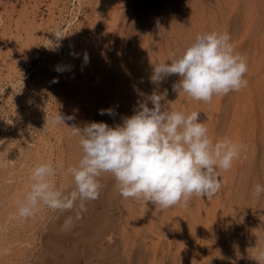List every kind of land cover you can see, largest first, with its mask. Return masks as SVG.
<instances>
[{"label": "rangeland", "instance_id": "rangeland-1", "mask_svg": "<svg viewBox=\"0 0 264 264\" xmlns=\"http://www.w3.org/2000/svg\"><path fill=\"white\" fill-rule=\"evenodd\" d=\"M67 1H69V3ZM70 1L71 2L73 1V2L71 3ZM94 1L93 0H78V1L76 0H0V10H1L0 11V161L2 160L0 164V175L4 174L7 171V177L9 176L11 178V179L8 178L6 180L0 178V184H2L4 181L7 183L13 181V182H17V184L19 183V187H20L18 190H16L17 189L16 188L15 189L16 191L14 190L13 192L12 187L10 185L11 183L10 184L8 183L11 187L10 189H9V185L6 186L5 182H4L5 185L4 184L0 185L1 187L0 199L2 198V200L0 201V204H1L0 210H2L0 211V213L2 214L0 216V219L1 217L3 219V220H0V223H1L0 226L2 227V228L0 227V235H1L0 236V243H1L0 245V264H91V263L96 264L97 262L95 258L99 253L102 254L101 264H105L106 262H107L106 264H111V263L112 264H130L131 261L135 259V256H136L135 260H137V258L140 260L143 257V259L140 261L143 264H145L147 261H149L150 264H156V263L157 264H218L219 262H220L219 264L221 263L223 264V261L226 262V264L227 263L228 264H241V263L244 264V262L245 264H248V263L251 264V262L253 264H256V261L253 258L259 254L258 252H260V250H264V246H263L264 245V230H263L264 229V219H263L264 212H262L264 211L263 209L264 193H262L259 197H257L254 194V188L257 184L264 186V169H263L264 167V161H263L264 160V134L263 133L264 132L262 133V131H264L262 130V127H264V120H263L264 114L263 115L261 114L264 112L263 111L264 110V103H263L264 101L263 92L264 91L262 90L264 89L263 88L264 87L263 85L264 84V61H262V59L264 60V46H263L264 45V31H263L264 23H262L264 22V17H263L264 0H259V3H258V0H255V3L249 0L250 4H248L247 0H234V2L232 0H226L227 3H230V4L223 3L224 0H215L218 2H214L212 0V4L214 5H211V0L210 1L208 0V2L207 0H198V1L197 0L195 1L194 0L192 1L181 0L183 1L182 3L179 0L180 1L179 3H181L184 8L186 7L185 10L181 6V4L178 3V0L177 1L173 0L174 2L172 0L170 1L163 0V2L165 3V5L164 3L162 4L165 7V10H163V12H165L167 8L168 10L172 11V12L169 11L171 12L170 14H173V12L175 14L176 12L175 9L178 5L179 7L181 6L183 8L182 9V8L177 7L180 10L182 9L181 10L182 12L184 11L186 13V11H188L186 13L187 15L189 13L188 9L190 7L191 2H195V6H197V8L195 7L196 15L194 16V19H193V22H194L193 25L192 23H189L190 21L188 22L187 20L188 17H186L185 13H182L180 12L179 9H177L178 11L177 13L179 14V17L181 16L180 17L181 20L183 19L182 21H183L185 29L188 30L189 28L192 27L190 29L191 30L190 32L189 30L187 32V30L185 29L183 31L184 33L181 31L182 33L180 32L181 35H179V37H178V33L176 34L172 32L171 29L169 28L171 27L169 26V21H166V23L168 22L167 23L168 25L165 23L161 27L162 29L157 30V28H154L155 25H152L153 22H151V19L149 21V19L147 18L148 16L149 18H151L150 17L151 15H149V13L151 14V12L148 13V11L149 10L152 11L154 7H158L159 6L158 2L155 4L154 1L149 2L148 0H125V1L121 0L124 2L115 3L114 5H111L109 0L108 1L106 0V3H105V0L103 1L96 0V2ZM144 1L145 3L148 2L147 6H144L145 5ZM97 2L101 4L103 3L105 5L108 4V7H106L107 5L106 6L96 5ZM117 2H119V0H117ZM246 3L249 6H251V8ZM118 4H120L121 6L120 8ZM198 4H200V6ZM204 4L205 5L210 4L211 6L207 5L205 7ZM141 5H143L144 7ZM172 5H174L175 7ZM243 5H245V7L248 8L249 10L246 9L245 7L243 8ZM78 6L80 7L78 8ZM140 6L142 9L140 8ZM148 6L149 7L152 6V9L149 8ZM171 6L173 7V9ZM94 7H95V10L101 9L102 11L98 10L101 13H99L98 11H94V10L92 11ZM105 7L106 9L103 10V8ZM117 7L118 9H116ZM202 7L203 8L205 7L204 8L205 10L204 9L200 10V8ZM221 7L223 8V11ZM252 7L256 13L252 10ZM88 8L91 10V12L89 11ZM139 8L140 10H142L141 12L142 14L145 13L143 11H145L146 9L147 13L145 14H147L146 15L147 17L145 18V15H144V18L146 19V21L144 18L143 20L145 22H142L140 20L141 23L143 24L137 27V31L135 30V28H133V30H135L138 33L139 31L141 32L143 28H145L144 32H147V33H144L142 31L141 33L139 32V34L142 35L144 33L143 35L147 36L148 40L146 39V37H144L145 39H142L143 35L141 38V35L138 36L139 34L135 33V31H131L132 28L130 29L131 25H134L136 22L135 21L136 10L140 12ZM211 9L212 11L217 12V13H213L212 11H209ZM110 10L112 11V13L114 12L113 18H112ZM104 11L106 12L110 11V12L108 13L105 12L106 14L103 15ZM203 11L205 15L202 13ZM220 11H222V14L220 13ZM244 12H248V13H244ZM94 13H97V14L94 15ZM206 13L210 15L208 14L206 15ZM22 14H25L27 18L23 15L25 17V18L23 17L24 18L23 19L21 16ZM101 14L104 16L102 17V19L100 16ZM249 14L253 16L250 17ZM203 15H204V18L206 16L207 19H203ZM246 15L249 16L250 18L246 17ZM210 16L211 18L215 17L213 21L212 19L210 20L209 18ZM18 17H20V19ZM95 17L98 20L95 19ZM244 17L247 18V21H245L246 18L244 19ZM21 19L23 22L21 21ZM25 19L34 20L30 22L35 23V27L34 26L29 27L30 23L28 20H27L28 21L27 23ZM91 19L93 20L90 21ZM199 19L200 20L202 19V20L200 21ZM198 20H199V24H197ZM203 20L206 22H204ZM259 20H261L262 22ZM24 22H26L27 24ZM97 22L99 23L100 27L97 26L98 25ZM209 22L211 23L209 24ZM214 22L215 24H213ZM36 23L37 25L41 26V28L39 26L40 28L39 30L42 29L41 31H44V32L40 33L39 30L36 31V29H38V26L36 28ZM90 23L92 24V27H93V28L91 27V30H90L91 36L96 33L95 36L98 35L100 38H97L98 37L97 36L95 37V39L97 38L95 40L93 39L94 35L92 36V39L94 41L92 40L91 44L97 43L98 46L95 48V51L91 53L92 57L88 58L87 62H84V64H87L88 66H90L89 68L86 66H81V64L80 65L78 64L80 63L81 57L83 56V53L85 51V49H83L85 46L83 44L85 43L83 42L80 43V39L77 37L78 38L77 40L76 35L74 33H75V30H77V28L80 25L82 26L84 25L83 27H85V24H86V26L89 25V28H90V25H91ZM107 23L110 24V26H108ZM16 24L19 27L23 26V28L25 24V28H27L29 31H32L34 33V34L33 33L31 34L32 38L33 36L36 38V39H33L35 40V42L33 41L35 44L32 43L33 46L32 44L31 46L29 45L30 44L29 41H28L29 44H27L28 43L26 42L27 38L25 40V36L30 35L29 32H26L28 30L27 29L25 30L24 28L26 34L23 32L24 31L23 29L17 30L19 29V27L15 28ZM212 24L216 26L217 28L212 26L213 28H215L213 30L211 27ZM253 24H255V26ZM146 25H149L150 27ZM190 25L191 27H189ZM198 25L199 26L201 25V26L199 27ZM95 26H97V28ZM186 26L189 28H187ZM244 26H246L245 27L246 32L244 31ZM105 27H107L108 30H105ZM165 27L168 29L164 30ZM201 27L202 29L204 27L205 30H202ZM210 27H211L210 29L211 31L207 29ZM30 28H33L34 30ZM57 28L61 30L62 35H65L63 38L59 40H57L55 36L53 35V33L57 30ZM152 28H154L155 30L159 32L156 33L154 29L152 30ZM198 28L200 29L201 32L196 30ZM247 28L249 29L248 31H247ZM92 29H94L95 32L92 31ZM95 29H97L98 31ZM128 29L129 31H131L130 33H128L129 31L127 32ZM146 29H149V30H146ZM101 30L104 31L105 33L102 32ZM162 30H164L163 32L165 33H162L161 32ZM215 30H217V33H224V32L229 33L231 36L230 43L233 45L235 53L238 51L237 53L246 59L248 71H249V72L247 71V73L251 75L249 76L246 73L244 77L245 79H247V82H248L247 87L249 88L248 89L247 87L245 88L243 87L244 90L246 89L245 94H243L244 92L242 93L243 91V88H242L241 91H238L241 94L233 91V93L231 92V94L229 92L227 95L214 96L213 98L216 100V103H214V99L211 100V102H208L210 103V106L206 102L208 106L211 107L212 109L209 107L207 108L206 107L207 104L205 102H204L205 103V106H204V104L202 103L203 101L201 103H199L200 101L198 102L196 101L195 102L196 107H194L193 102L195 100L191 99L185 93L174 91V85L180 79L178 75L174 74V75H170L166 77L165 80L159 85L153 84L151 82V79L149 77L152 74H150V76L149 74L146 75L147 70H148L147 67L150 65L154 67V65H156L157 63L158 64L162 63V62H158L157 55H155V53L157 54V52H155L154 50H156L157 47L160 48V46L161 45L163 46L164 44V48H162L161 46L160 51L162 49H164L165 51L166 49H169L166 52L163 50L162 51L163 53L162 52L160 53L161 56L166 55L164 56L165 59L161 57V61L171 62L172 52H177L178 54L182 53L183 50L187 46L190 45V43L194 42V41L190 42V40H194L196 38L195 36H197L198 34L201 35V33L202 34L207 33V32L209 33V31L210 33L216 32ZM153 31L156 34H154ZM194 31H196V33ZM18 33H21V34H18ZM148 33H150V35ZM185 33H188V34L193 33V34H191V37L189 34L188 38H183L184 35L188 36ZM151 35L159 36V38L157 36L155 38V39H158V42L157 41L155 42L157 44L156 46L152 45L154 43L153 42L154 38L153 36L150 37ZM125 37L126 39H123ZM136 37L139 38V41L141 39L143 41L142 40L140 42L138 41L136 42L137 44L134 42L133 43L134 45L132 44L131 46L132 48L125 46L127 44L126 43L127 40L132 38L133 41H135L134 38ZM132 39H130L129 41L133 42ZM146 40H147L146 44L149 42L147 45L149 47L153 46L152 48H154V50L152 48H151L152 50H150V48L147 47V45L144 43V41ZM142 43L144 44V46H146L145 47L146 49H143L144 46ZM160 43H163V44H160ZM78 44L79 46H77ZM172 44L174 46L176 44V47L172 46ZM23 45H27V46L29 45V46L28 48H25L26 46H23ZM170 45L172 48L169 47ZM124 48L126 49L125 52L130 49L129 51H127V54L129 52L128 56H126L127 54L123 51ZM136 48L138 49V52H141L140 50L143 49L144 52H147V53H144L142 50V52L144 53L142 54L144 56H142L141 55L142 52L138 53ZM139 48H142V49H139ZM159 48L157 49L158 52H159ZM173 48H176V49L173 50ZM235 48H237V50ZM256 49L257 51H254ZM117 52L118 54H116ZM135 52L137 53V55ZM151 52L154 53V56H153V59L149 57L152 63L149 61L150 59L148 58L149 63L146 62L145 64L146 71H144L145 70L144 63H143V67H141L142 65L141 62L140 64L138 63V66H136L135 68H132L133 74L131 71L126 70L128 68L125 67L126 69H123L121 65L118 69L117 65L120 63H117L118 62L116 61L117 59L120 60L119 62H122V60L124 61V59L127 58L124 61L127 63V62H131L130 61L131 59L134 60V58H131V56L135 55L134 57L137 58L138 56L141 55L142 58L143 57L145 58V59L143 58L144 61L141 57H138V59L139 60L141 59V61L145 62V60H147L146 57H148V53H151ZM250 52L253 53L254 56ZM79 53H81L82 56ZM254 53L256 54L260 53V54H257L258 56L257 57L256 54ZM120 57L121 59L122 58L124 59L121 60ZM128 57L130 60H128ZM155 60L157 61V63ZM83 61L85 60L82 59V62ZM113 61H116V62L114 63ZM255 61H256V64H255ZM84 64L82 63V65ZM253 65H256V66H253ZM58 66L63 68L64 70L62 72H57L56 68ZM76 66H78V68ZM250 66H252V68ZM258 66L259 67L261 66L262 68H259ZM114 67L115 68L117 67L116 72H115ZM138 67L139 68L141 67L140 68L141 72H139ZM120 68L126 71H122V70L120 71ZM256 68H258V71ZM110 70L111 72L109 73ZM136 70H138L137 75H136ZM142 70L144 74L142 73ZM254 70L256 71V74ZM262 70H263V73H261ZM150 71L148 72L149 73L153 72V70L151 72ZM119 72L121 73L124 72L126 74H121V73L119 74ZM113 73H115V75ZM141 73L142 75H140ZM111 74H113L114 77ZM127 74H129L130 77H127ZM118 75L119 77L121 75V80L119 77H117ZM124 75L126 78L124 77ZM143 75L144 76L146 75L145 76L146 82H145V77H143ZM109 76H112V77L109 78ZM251 76L255 78L253 79V77ZM142 77L143 79H141ZM260 78L262 79L261 82L259 81ZM125 79L127 80V82H125L126 81ZM134 79H135V84L133 83ZM257 79H259L258 82H256ZM112 80L114 82L113 88L114 89L119 88L118 91L112 89V85H110L111 87L109 88V84L112 82ZM137 80L141 82H138ZM107 82H110V83H107ZM128 82H131V85L133 84L132 87L130 84H128ZM102 83L103 84L107 83V84L103 85ZM139 83L141 84L139 85ZM257 83L260 84L261 86L258 85V86H255L256 88H254V85H257ZM142 84L144 86L147 84L145 86L146 90L142 89L141 96H139L138 88H142L143 87ZM104 86L108 89H105ZM257 87H260L259 88L260 90ZM111 89H112V93L113 91H115V93L117 94L116 95L114 93V95L116 96H114V102H112L113 104L111 105V106H114V122H112L113 124L110 122L111 118L109 117L108 114H104V115L99 114L100 110L107 109L108 108L107 106H109L107 102V96H106L105 90H107V92H110L109 90ZM97 90L101 94H98L99 92H97ZM165 90H167V96L164 100L161 101V104L164 105V107L167 110L170 108V110H173V111H182V112H185L186 114H190L192 110L190 111L189 107L193 103L192 107L190 108L191 109L193 107L196 108L195 110L201 113L200 114L201 118L204 119V117L206 116L210 118L209 119L206 117L203 121L202 119L200 120L201 122L204 123L207 129L210 128L208 130V135L210 134L211 137L213 136L211 138L209 135V137L213 139V141H217L225 137L233 140L232 137H234V140L235 139L239 140V141L237 140L235 143L243 146L240 152V155H239L240 158L239 157H238L239 159L237 158L240 162L237 161V163L239 162L238 166L236 167V169L234 167V171L232 172L233 178L232 176H230L231 178V180H229L230 182L227 181L225 185L226 191L227 189L230 190L229 192L232 191L231 192L232 197L230 196V193L226 192L227 193L226 196L227 197L229 196V198L226 197L227 201L225 200L226 198L220 200L222 204L224 203L223 206L224 205L225 206L223 207L221 206L222 204L221 205L218 204L217 214H214V218L213 217L211 218L212 221L210 218H206L207 221H204L205 220V218L203 219L205 215L204 211L203 213H199L200 218H198L199 215L198 216L195 215L198 218V220H194L193 217L194 218L196 217L192 214V212L189 213V211H192V210H188L191 208V202L190 203L188 202L189 204H187V206L183 204L182 205L180 204V206L182 207H180L178 204H177L178 206L176 205L178 207L177 211H179V208H181L180 211L182 210L181 213L183 212L182 213L183 215H181V213H178L176 211L175 213L178 214L176 215L178 218V219L176 218L177 224L173 225L172 223L170 225V223L166 221L164 217V216H168L167 214H170L166 212L167 211L166 209H163L164 210L163 211L159 208V206H155L151 202H147L145 205L142 198L141 199L123 198L119 194L117 183L114 177L110 173H102L101 176L99 177V179L105 180V178H107V175H109L108 180L106 179L108 181L106 184L110 183L109 180L112 178L110 180L112 183V186L110 184L109 185L111 187L109 185H104L103 187L104 193L100 192L101 196L99 197L100 198L103 197L102 199H104L105 205L109 206V208L111 204L114 205L112 206L113 209L112 207L109 209L108 207L104 206L108 208V212L106 211V213L108 217L110 216V218L112 219L114 223L110 222L111 219L110 220L106 219L102 224H100L101 226L98 225L97 229L99 231H97L96 229L95 235H94L95 228L90 227L91 225L83 224L84 223L83 219H82L83 223H80V221L75 219V216L73 219V215L67 213L65 214L67 215V217L68 215L72 216V222L74 221L76 223L78 221L79 224L78 223L74 224L73 222L72 225L74 229L72 228V226L69 229H72L75 232L72 235L71 233L70 235L68 233L70 238L67 236L65 237L67 233L65 235L62 232L59 233V231L54 229L51 224L53 223L52 221L55 220L56 215L59 212H52L51 210L47 208H42V210L38 211L33 217H31L32 219L27 218L26 220H24L23 218L19 217L18 201H21L25 193L30 189V185L32 183L29 181L31 172L34 169V167L41 164L42 161H43L42 163H52L54 166L63 164L62 168L57 169V175L53 177L52 179L54 180L56 186L59 189L63 190L65 189V187H67V185H63V182L60 183V181H61V178H62V181L64 180L63 178L65 176L64 172L69 175V173L67 172L69 161L72 158H74L75 155L83 154L82 149L78 143L79 138L73 136L71 134L70 128L68 127L75 125L77 127L83 128L87 124L91 123V120H94V119H97L96 120L97 122H104L110 127L121 125L123 122V119L126 118L127 115H129L130 117L131 115L134 114L135 112L134 108L139 109L138 105L140 102L147 101V106L151 108L153 105L151 104L150 101H148L147 99L148 96H150L153 92L160 94L164 92ZM249 90L251 92H249ZM246 91L249 94L246 95ZM236 95L237 96L239 95V96L237 97ZM241 95L245 101L249 102L250 100L252 102V103L251 102L248 103L247 105L248 107L245 106V108H242L243 112L239 111V108H238L241 106V104H239V100H241ZM245 95L246 96L250 95L248 97H250L251 99L248 97H245ZM229 96L232 98L231 100ZM236 97L240 99H238V101H236L237 99L233 100ZM132 98H135V99H132ZM129 99H132L133 101ZM226 100H228L227 103L230 100V102L227 105L228 108L225 105L227 104ZM233 101H235V103L238 104V106L235 104L237 106V109L236 107L233 106L234 105ZM135 104H138V105L136 106ZM197 104L201 105L200 109L198 108L199 105L197 106ZM202 105L206 108H204ZM215 105H218V107L216 106L218 109L215 107ZM231 106L234 107L235 109L232 108ZM215 108L217 109V111L215 110ZM210 109L212 112L211 114H210ZM232 109L235 110L234 113H236V115L233 113ZM260 109L262 112L260 111ZM57 111L62 116L72 117L73 119H65L64 121L65 126L63 124L61 125L48 124L47 120L49 116L51 114H54ZM203 111H204V114H203L204 117L202 115ZM248 111L249 113H247ZM233 115H235L236 117H233ZM237 117L241 119H237ZM245 121H246V124L244 125ZM249 121L250 123H248ZM249 124L252 127L251 129H253L252 130L253 133L251 132L252 137L250 136L251 133L249 132L251 131V129L248 127L250 126ZM209 125H211V127ZM233 127H236L238 129V132L243 130L242 132H239V133L237 132L238 133L237 137H240V138L235 137V133L237 129L236 128L234 129ZM260 128L262 131H260ZM244 130H245V133H243ZM247 130H249L248 131L249 133L247 132ZM232 131L234 132V134H232L233 133ZM258 131L261 133H259ZM230 132L232 133L230 134ZM247 135H249L251 139ZM249 143L251 144V146ZM6 146L7 147L9 146V147L7 148ZM4 147L6 148L4 149ZM10 148H12V150H10L11 153L8 152ZM8 154L14 159L13 161H11V159L9 160L7 159L6 156H8ZM249 154L250 156L251 155L252 156L250 157ZM38 157L40 159H38ZM12 165H14L16 168H13ZM8 166H10V168L12 166L13 169L11 171L10 169L8 170L7 169ZM243 171H246V172L243 173ZM12 175L15 177L14 180H12L13 178ZM240 178H242V180ZM24 180L28 182V185L30 183V185L29 186L27 185L22 190L21 186H22V181ZM3 188H6L7 190L6 189L4 190ZM10 190L12 193H9ZM107 191L110 192L109 195ZM18 192L19 193L21 192L20 193V197L22 196L21 198H19ZM234 195L237 196L236 199L238 200L235 199ZM15 197H16L15 205L17 206V214L13 210V208H16L15 205L13 204V202H9V199L12 198L11 201H13V198L15 200ZM110 197L112 198V201H110L111 200ZM2 202H4V204ZM229 202H231L234 205V207L236 206V204H238L237 207L234 208L235 210L232 208L233 205H231V208L233 210H231V208L229 210L231 212L234 211L232 213L229 210H227L228 208L226 209V206L230 207L231 203L229 204ZM183 206L188 207V209L184 208ZM224 209L226 210L223 211ZM261 209L263 210L260 212ZM11 210H13V212H11ZM183 210H185L186 211L185 213L187 214H185ZM219 210H222L223 213L222 211L220 213ZM162 211L164 213H162ZM6 212H9V213L7 214ZM228 212H230L229 215L231 217L228 215ZM110 213L114 214L113 218L111 215H109ZM259 213H262V214H259ZM231 214L233 215L235 214L236 216L235 215L233 216ZM133 215H136V216L134 217ZM158 215L160 218H158ZM180 215H181L182 221L188 220V222L186 221L188 224L185 222L183 223L180 222L181 220ZM215 215H218V216H215ZM255 215L257 218L255 217ZM232 216L234 217V219ZM50 217L51 219L52 218L53 219L51 220ZM222 217H223V220L225 218L229 219L230 217V220L232 222L227 219V222H228L227 223L226 220L225 221L222 220ZM254 217L256 221L254 220ZM129 218H131L132 222L130 221ZM163 218L165 219V221H163ZM33 219L35 220L33 221ZM43 219L45 220V222L43 221ZM214 220H217V221L214 222ZM133 221L137 223L135 224ZM189 221L190 223L192 222L193 223L195 222V223L190 224ZM42 222L44 223L42 224ZM254 222H255V225L253 226ZM23 223L25 224L24 226L25 228L22 227ZM224 223L228 225H225ZM134 224L137 227H135ZM109 225H110V228H106ZM45 227L46 228L48 227V230L45 229ZM100 227L102 229H100ZM256 228L257 229L259 228L262 232V233L260 232L258 233V235L260 234L259 237L257 235L258 231H256L257 230ZM72 230L71 232H73ZM208 230L209 231L212 230V231L209 232ZM48 231H50L51 233ZM82 231H83L84 236L83 234L81 236L79 235V232L81 234ZM61 233L63 234V236ZM219 233L220 234L223 233V236H219L220 235ZM249 233H251V236L254 235L253 239ZM11 234H15L16 236L15 235L12 236ZM19 234L21 236H19ZM54 234H57V235L59 234L60 236L59 237L51 236ZM72 236L75 237L73 240H72ZM54 237H56V239ZM61 237H63V240H60ZM50 238L55 239V245L53 243V246L54 247L56 246L57 248L56 247L53 248L54 250H51L53 247L52 242H54V240L52 239L53 241H51ZM66 239H69L67 240L68 242L72 240V242L70 243H72L73 245H70V246H74L73 249L71 247V250H69L70 246L68 244L70 243H67V241H65ZM76 239H78L77 242L79 243L76 242ZM223 239L225 240L227 239V240L225 241ZM74 240L76 242V245H74L75 243H73ZM210 240L212 243L210 242ZM59 241H63V242H59ZM254 241L256 243L255 245L253 243ZM65 242L67 243V245ZM257 242L259 243L257 244ZM3 243H6V244H3ZM48 243H51L50 245L51 247L48 245ZM64 244L66 245V247L64 246ZM214 244H215V248H213ZM216 244L218 246H216ZM84 245H88V246L86 247ZM47 246H48V249H47ZM61 246L62 247L64 246L67 249H65L64 247L62 248ZM77 246L79 247L81 246L83 248V252H80V249L82 248H79ZM259 247L261 248L259 249ZM216 248H218L221 252ZM222 248L224 251L222 250ZM74 249L77 252H74L75 251ZM84 249L87 251H84ZM65 250L66 251L69 250L68 253H66ZM88 250L91 252L88 253ZM152 250L154 251L152 252ZM78 252L84 253L85 255L82 254L80 257H78V255H80V254H77ZM96 252H99V253H96ZM90 253H92V256ZM153 256L155 257L153 258ZM220 256H221V259H220ZM222 256H224L223 258L224 260H222ZM51 257H54V258H51ZM92 257H95V258H92ZM87 259L91 260L90 261L91 263H89V260ZM154 259L156 262L153 261ZM104 260H106V262H104ZM250 260L251 262H249ZM93 261H95L96 263ZM140 262L138 261L137 263L141 264ZM137 263L135 262L134 264H137ZM149 263L147 262V264Z\"/></svg>", "mask_w": 264, "mask_h": 264}, {"label": "clouds", "instance_id": "clouds-1", "mask_svg": "<svg viewBox=\"0 0 264 264\" xmlns=\"http://www.w3.org/2000/svg\"><path fill=\"white\" fill-rule=\"evenodd\" d=\"M57 40L65 35L61 30L53 33ZM229 33H204L182 53L172 52L171 62L154 65L150 77L159 85L166 77L178 75L174 91L187 94L196 101L211 102L214 96L227 95L247 86L244 78L248 71L246 59L235 53ZM85 62L88 57L85 54ZM64 69L57 67V72ZM167 90L153 92L148 101L139 103V110L123 119L121 125L110 127L104 122H92L83 128L68 127L78 137L82 157L71 166L74 187L70 191L59 189L52 179L63 164L41 163L34 167L30 189L18 201V215L27 219L42 208L52 212L69 213L76 210L75 219L82 218L86 203L96 200L102 185L99 177L110 173L123 198L143 199L161 210L177 204L187 206L193 196L211 199L221 189L219 170L232 167L243 148L230 138L213 141L208 129L200 120V112L186 114L167 110L161 101ZM99 114L113 115L112 109H102ZM65 119L58 111L51 114L48 124L65 126ZM264 186L257 184L254 194L259 197ZM68 216L62 227L70 228ZM264 264V250L253 258Z\"/></svg>", "mask_w": 264, "mask_h": 264}, {"label": "bare ground", "instance_id": "bare-ground-1", "mask_svg": "<svg viewBox=\"0 0 264 264\" xmlns=\"http://www.w3.org/2000/svg\"><path fill=\"white\" fill-rule=\"evenodd\" d=\"M76 1H78V0H76ZM93 1H94V0H93ZM100 1H103V0H100ZM107 1H108V0H107ZM113 1H114V3H113ZM124 1H125V0H124ZM124 1L119 0V2H117V0H111V1L109 0V2L111 3V5H114L115 3L124 2ZM148 1H149V2L154 1L155 4L158 2V5H159V6L156 5V6H158V7H154V5H153L154 9H153L152 11H150V10L148 11V13L151 12V14L149 13V15H151V16H150L151 18H149V16L147 17V16H146L147 14H145V13H147V12H146V9H145V11H143V12H145V13H143V14L141 13L142 10H140V8H141V6H143V5H141L140 8H139L140 12H138V10H136V15H135L136 18L134 17L136 22H135L134 25H131V27H130V29L132 28L131 31H135V30L137 31V27H139V25L143 24V23H141V21H142V22H145V21H146L145 18L147 17V18L149 19V21H150V19H151V22H153L152 25H155L154 28H157V30H158V29H162L161 27L163 26V24H165L166 21H169V26H171V27H169V28L171 29L172 32H174V33H176V34L178 33V37H179V35H181V33H182V32L184 31V29H185L184 24H183V21H182L183 19L181 20V18H180L181 16L179 17V14L177 13V12H178L177 9L183 7L182 4H181L183 1L180 0L181 3H179L180 1L178 0V3L181 4L182 7H181V6L179 7V5L176 4V5H178L177 7H179V8L176 7V9H175L176 12H175V14H174V12H173V14H170L172 11H171V10H168L167 8H166V11H165L166 13L163 12V10H165V7H164L165 3L163 2V0H148ZM169 1H170V0H169ZM172 1H173V0H172ZM172 1H171V3H172ZM176 1H177V0H176ZM176 1H175V2H176ZM186 1H187V0H186ZM190 1H192V0H190ZM194 1H195V0H194ZM197 1H198V0H197ZM197 1H196V2H197ZM209 1H210V0H209ZM213 1H214V2H218V1H215V0H213ZM224 1H225V2H224ZM224 1H223V3H227L226 0H224ZM232 1L234 2V0H232ZM232 1H231V2H232ZM247 1H248V4H250V3H249V0H247ZM251 1H252L253 3H255V0H251ZM67 2L69 3V1H67ZM67 2H66V3H67ZM70 2H71V1H70ZM72 2H73V1H72ZM72 2H71V3H72ZM94 2H96V0H95ZM94 2H93V3H94ZM154 2H153V3H154ZM165 2H166V1H165ZM173 2H174V1H173ZM207 2H208V0H207ZM233 2H232V3H233ZM243 2H244V1H243ZM105 3H106V0H105ZM147 3H148V2H147ZM147 3H145V1H144V4H145L144 6H147ZM163 3H164V5H162ZM166 3H167V2H166ZM187 3H188V2H187ZM187 3H186V4H187ZM198 3H199V2H198ZM202 3H204V2H202ZM202 3H200V4H202ZM258 3H259V0H258ZM262 3H263V2H262ZM95 4H96V3H95ZM200 4H198V5L200 6ZM215 4H216V3H215ZM218 4H220V3H218ZM227 4H230V3H227ZM233 4H234V3H233ZM246 4H247V3H246ZM248 4H247V5H248ZM260 4H261V3H260ZM67 5H68V4H67ZM96 5H99V6L101 5V6H103V5H105V4H103V3L101 4V3L97 2ZM96 5H95V7H96ZM106 5H107V6H106ZM106 5H105V6L108 7V4H106ZM109 5H110V4H109ZM118 5H119V8H120V7H121L120 4H118ZM121 5H122V4H121ZM151 5H152V3H151ZM170 5H171V4H170ZM204 5H205V4H204ZM207 5H210V4H207ZM207 5H205V7H206ZM211 5H214V4H212V0H211ZM211 5H210V6H211ZM99 6H98V7H99ZM144 6H143V7H144ZM172 6H174V5H172ZM172 6H171V7H172ZM199 6H198V7H199ZM216 6H217V5H216ZM220 6H221V5H220ZM220 6H219V8H220ZM248 6H249V5H248ZM259 6H261V5H259ZM66 7H67V6H66ZM79 7H80V6H78V8H79ZM95 7H94V9H92V11H93V10H94V11H98V10H99V9H98V10H95ZM106 7L103 8V10L106 9ZM148 7H149V6H148ZM171 7H170V8H171ZM174 7H175V6H174ZM195 7L197 8V6H195V2H191V3H190V7H189V9H188V10H189L188 15L186 14L188 11H186V13H185L184 11H183V12L181 11L184 7H183L181 10L179 9L180 12L185 13L186 17H188V18H187L188 22L190 21L189 23H192V25H193V23H194V22H193L194 16L196 15V14H195V13H196V8H195ZM205 7H204V8H205ZM244 7H245V5H243V8H244ZM249 7L251 8V6H249ZM254 7H255V6H254ZM262 7H263V6H262ZM89 8H90V7H89ZM89 8H88V9H89ZM91 8H92V7H91ZM99 8H100V7H99ZM101 8H102V7H101ZM149 8L152 9V6L149 7ZM149 8H148V9H149ZM185 8H186V7H185ZM185 8H184V10H185ZM204 8L202 7V8H200V10H201V9L203 10ZM221 8H222V7H221ZM245 8H246V7H245ZM82 9H83V8H82ZM84 9H85V7H84ZM107 9H108V8H107ZM109 9H110V7H109ZM111 9H113V8H111ZM116 9H118V7H117ZM116 9H115V11H116ZM141 9H142V8H141ZM143 9H144V8H143ZM148 9H147V10H148ZM172 9H173V7H172ZM207 9H208V8H207ZM224 9H225V7H224ZM246 9H248V8H246ZM256 9H257V7H256ZM2 10H3V9H2ZM73 10H74V9H73ZM73 10H72V11H73ZM167 10H168V11H167ZM204 10H205V9H204ZM213 10H214V8H213ZM218 10H219V9H218ZM218 10H217V11H218ZM220 10H221V9H220ZM248 10H249V9H248ZM252 10H253V7H252ZM0 11H1V10H0ZM3 11H4V10H3ZM9 11H10V10H9ZM89 11L91 12L90 9H89ZM99 11H102V10L100 9ZM99 11H98V12H99ZM110 11H111V10H110ZM110 11H108V12H110ZM169 11H171V12H169ZM207 11H208V10H207ZM207 11H205V12H207ZM209 11H212V9L209 10ZM222 11H223V8H222ZM222 11H220L221 14H222ZM244 11H245V10H244ZM246 11H247V10H246ZM253 11H254V10H253ZM24 12H25V11H24ZM74 12H75V11H74ZM105 12H106V11H104L103 15L106 14V13H108V12H106V13H105ZM180 12H179V13H180ZM212 12H213V13H217V12H214V11H212ZM212 12H211V13H212ZM254 12H255V11H254ZM21 13H22V12H21ZM77 13H78V12H77ZM92 13H93V12H92ZM99 13H101V12H99ZM99 13H98V14H99ZM137 13H138V14H137ZM182 13H181V14H182ZM202 13L204 14V11H203ZM208 13H209V12H208ZM208 13H206V15H207ZM218 13H219V12H218ZM244 13H248V12H244ZM255 13H256V12H255ZM89 14H90V13H89ZM96 14H97V13H94V15H96ZM113 14H114V12L112 13V11H111L112 18H113V16H114ZM23 15L26 17L25 14H22V15H21L22 18L24 17ZM94 15H93V16H94ZM103 15H102V14L100 15V16H101V19H102V17H104ZM144 15H145V18H144ZM168 15H169V16H168ZM204 15H205V14H204ZM204 15H203V19H207L206 16H205V18H204ZM208 15H210V14H208ZM243 15H245V14H243ZM249 15H250V14H249ZM255 15H256V14H255ZM167 16H168V17H167ZM251 16H253V15H250V17H251ZM25 17H24V18H25ZM97 17H98V15H97ZM196 17H197V16H196ZM198 17H200V16H198ZM217 17H218V16H217ZM246 17H249V16L246 15ZM246 17H244V19H245ZM250 17H249V18H250ZM263 17H264V15H263ZM18 18L20 19V17H18ZM24 18H23V19H24ZM26 18H27V17H26ZM87 18H88V17H87ZM143 18L145 19V21L143 20ZM183 18H185V17H183ZM201 18H202V16H201ZM209 18H210V20L212 19V21H213L215 17L211 18V16H210ZM95 19H97V18L95 17ZM95 19H94V20H95ZM148 19H147V20H148ZM196 19H197V18H196ZM17 20H18V19H17ZM17 20H16V22H17ZM25 20H26V19H25ZM25 20H24V21H25ZM27 20H28V19H27ZM27 20H26V22L28 23V21H29V23H30L29 27H30V26H32V27L34 26V27H35V23H31V22H30V21H34V20H30V19H29L28 21H27ZM92 20H93V19H91L90 21H92ZM97 20H98V19H97ZM140 20H141V21H140ZM199 20H200V19H199ZM199 20H198V23H197V24H199ZM201 20H202V19H201ZM201 20H200V21H201ZM248 20H249V19H248ZM252 20H253V19H252ZM257 20H258V19H257ZM21 21H22V19H21ZM87 21H88V19H87ZM87 21H86V22H87ZM90 21H89V22H90ZM139 21H140V22H139ZM149 21H147V22H149ZM185 21H186V20H185ZM185 21H184V22H185ZM203 21H204V20H203ZM203 21H202V22H203ZM216 21H217V20H216ZM216 21H215V22H216ZM245 21H247V18L245 19ZM250 21H251V19H250ZM259 21H261V20H259ZM16 22H15V23H16ZM18 22H19V21H18ZM22 22H23V21H22ZM26 22H24V23H26ZM94 22H95V21H94ZM100 22H102V21H100ZM202 22H201V23H202ZM204 22H206V21H204ZM215 22H214L213 24H215ZM261 22H262V21H261ZM27 23H26V24H27ZM97 23H98V22H97ZM167 23H168V22H167ZM167 23H166V24H167ZM210 23H211V22H209V24H210ZM251 23H252V22H251ZM251 23H250V24H251ZM262 23H264V22H262ZM33 24H34V25H33ZM90 24H91V23H90ZM103 24H104V23H103ZM107 24H108V23H107ZM195 24H196V23H195ZM204 24H205V23H204ZM213 24L211 25V27H212V26H213V27H216V26H214ZM246 24H247V23H246ZM19 25H20V24H19ZM21 25H22V24H21ZM79 25H80V24H79ZM87 25H88V24H87ZM96 25H97V24H96ZM167 25H168V24H167ZM201 25H202V24H201ZM201 25H200V26H201ZM253 25L255 26V24H253ZM258 25H259V24H258ZM16 26H17V27H16ZM37 26H38V29H36V31L39 30V29L41 28V26H40V25H37V23H36V28H37ZM39 26H40V28H39ZM83 26H84V25H83ZM83 26L80 25V26L77 28V30H75V33H74V34L76 35V38L78 37V38L80 39V43H82V42L85 43V44H83V45H85L84 48H83V49H85V51H84V53H83V56H82L81 53H79V54H81L82 57H81L80 63H78V64H79V65L81 64V66H86V67H89V68H90V66H88L87 64H84L85 61L82 62V59H84L85 54L87 55L88 58H91V57H92V54H91V53H92L93 51H95V48H96L98 45H97V43H92V44H91V41H92L93 39H95V37H97L98 35L95 36L96 33L93 34V35H94V38L92 39V36H93V35L91 36V33H90V30H91L92 24L90 25V28H89V25L86 26V24H85V27H83ZM97 26L100 27L99 23H98ZM97 26H95V27L97 28ZM105 26H106V25H105ZM108 26H110V24H108ZM146 26H149V25H146ZM187 26H188V25H187ZM187 26H186V27H187ZM198 26H199V25H198ZM198 26H197V27H198ZM200 26H199V27H200ZM209 26H210V25H209ZM209 26H208V27H209ZM248 26H249V25H248ZM261 26H262V25H261ZM18 27H19V26L16 24V25H15V28H18ZM95 27H94V28H95ZM103 27H104V25H103ZM149 27H150V26H149ZM189 27H191V25H190ZM189 27H187V28H189ZM211 27H210V28H207V29L210 30ZM213 27H212V29L214 30L215 28H213ZM245 27H246V26H244V31L246 32ZM257 27H258V26H257ZM24 28H25V24H24ZM24 28H23V26H21V27H19V29H17V30H20V29H23V30H24ZM92 28H93V27H92ZM106 28H107V27H105V30H108V28H107V29H106ZM109 28H110V27H109ZM133 28H135V30H133ZM147 28H148V27H147ZM154 28H152V30H153ZM191 28H192V27H191ZM191 28L188 29L189 32L191 31V30H190ZM216 28H217V27H216ZM248 28H249V27H248ZM248 28H247V31L249 30ZM26 29H27V28H25V30H26ZM30 29L34 30L33 28H30ZM75 29H76V28H75ZM99 29H100V28H99ZM150 29H151V28H150ZM166 29H168V28L165 27L164 30H166ZM201 29H202V27H201ZM237 29H238V28H237ZM253 29H254V28H253ZM258 29H259V28H258ZM263 29H264V27H263ZM263 29H262V30H263ZM25 30L23 31L24 33H25ZM27 30H28V29H27ZM41 30H42V29H41ZM41 30H39L40 33H41V32H44V31H41ZM95 30H97V29H95ZM138 30H139V28H138ZM144 30H145V28L142 29L143 32H144ZM146 30H149V29H146ZM154 30H155V29H154ZM157 30H155L156 33L159 32V31H157ZM164 30H162L161 32H162V33H165V32H163ZM185 30H187V29H185ZM188 30H187V32H188ZM196 30L200 31L199 28L196 29ZM202 30H205L204 27H203ZM213 30H212V31H213ZM92 31H94V29H92ZM97 31H98V30H97ZM101 31H102V30H101ZM128 31H129V29L127 30V32H128ZM131 31H129L128 33H130ZM136 31H135V33H137ZM142 31H141V32H142ZM169 31H170V30H169ZM175 31H176V32H175ZM181 31H182V32H181ZM198 31H197V32H198ZM210 31H211V30H210ZM210 31H209V33H210ZM215 31L217 32V30H215ZM263 31H264V30H263ZM19 32H21V31H19ZM26 32H29V33H30V35H26V36H25V40H26V38H27V41H26V42H28V41L30 42V44H29V42H28L27 44H29L30 46H31L32 43L35 44V43H34L35 40H33V39H36V38H35L34 36H33V38H32V35H31L33 32H32V31H29V30L26 31ZM94 32H95V31H94ZM102 32H104V31H102ZM127 32H126V33H127ZM139 32H140V31H139ZM139 32H138L137 34H139ZM141 32H140V33H141ZM149 32H151V31H149ZM180 32H181V33H180ZM194 32L196 33V31H194ZM200 32H201V31H200ZM200 32H199V33H200ZM202 32H204V31H202ZM250 32H251V31H250ZM104 33H105V32H104ZM144 33H147V32H144ZM144 33H143V34H144ZM153 33H154V31H153ZM156 33H154V34H156ZM183 33H184V32H183ZM207 33H208V32H207ZM211 33H212V32H211ZM252 33H253V32H252ZM18 34H21V33H18ZM25 34H26V33H25ZM25 34H24V35H25ZM33 34H34V33H33ZM37 34H39V33H37ZM44 34H45V33H44ZM143 34H142V35H143ZM148 34L150 35V33H148ZM176 34H175V35H176ZM185 34H187L188 36H185V35H184L185 37L183 36V38H188V37H189V34H190V37H191V34H193V33H189V34H188V33H185ZM201 34H202V33H201ZM235 34H237V33H235ZM102 35H103V34H102ZM125 35H126V34H125ZM140 35H141V34H139L138 36H140ZM142 35H141V38H142ZM182 35H183V34H182ZM198 35H199V34H198ZM262 35H263V34H262ZM37 36H38V35H37ZM90 36H91V38H90ZM136 36H137V35H136ZM138 36H137V37H138ZM152 36H153V38H154V40H153L154 43L152 42V43H153L152 45H155V46H156L157 44H156L155 42H156V41L158 42V39H155V38H156L157 35H151L150 37H152ZM154 36H155V37H154ZM162 36H163V35H162ZM164 36H165V35H164ZM194 36H195V35H194ZM69 37H70V36H69ZM73 37H74V35H73ZM137 37L134 38L135 41H133V39H132L133 37L130 38V39H132L133 42L129 41L130 39L127 40V41H126L127 44H126L125 46H127V47L130 48L134 42L136 43V42L139 41V38H137ZM144 37H146V39H147V36H145V35H143V38H142V39H145ZM157 37L159 38V36H157ZM195 37H196V36H195ZM78 38H77V40H78ZM97 38H100V37L98 36ZM97 38H96V39H97ZM180 38H181V37H180ZM96 39H95V40H96ZM123 39H126V37L123 38ZM142 39H141V40H142ZM163 39H164V38H163ZM163 39H162V40H163ZM189 39H190V38H189ZM141 40H140V41H141ZM147 40H148V39H147ZM147 40L144 41L145 44H146ZM150 40H152V39H150ZM150 40H149V41H150ZM262 40H263V39H262ZM33 41H34V42H33ZM93 41H94V40H93ZM140 41H139V42H140ZM142 41H143V40H142ZM176 41H177V40H176ZM191 41H195V39H194V40H190V42H191ZM123 42H124V40H123ZM163 42H165V41H163ZM177 42H178V41H177ZM177 42H176V43H177ZM188 42H189V41H188ZM262 42H263V41H262ZM24 43H25V42H24ZM98 43H99V42H98ZM148 43H149V42H148ZM148 43H147V44H148ZM150 43H151V42H150ZM33 44H32V46H33ZM136 44H137V43H136ZM142 44H143V43H142ZM142 44H141V45H142ZM147 44H146V45H147ZM160 44H163V43H160ZM160 44H158V45H160ZM165 44H166V43H165ZM190 44H191V43H190ZM29 45H28V46H29ZM83 45H82V46H83ZM133 45H134V44H133ZM141 45H140V46H141ZM166 45H167V44H166ZM262 45H263V43H262ZM23 46H26L25 48H28L27 45H23ZM77 46H79V44H78ZM80 46H81V45H80ZM143 46H144V44H143ZM143 46H142V47H143ZM150 46H151V44H150ZM161 46H162V45H161ZM161 46H160V48H161ZM167 46H168V45H167ZM172 46H174V45L172 44ZM179 46H180V45H179ZM179 46H178V47H179ZM263 46H264V45H263ZM85 47H86L87 49H86ZM133 47H134V46H133ZM145 47H146V46H144L143 49H146ZM147 47L150 48V50H152V49L154 50V48H152L153 46H152V47H149V46L147 45ZM165 47H166V46H165ZM169 47H171V45H170ZM169 47H168V48H169ZM174 47H176V44H175ZM236 47H237V46H236ZM240 47H241V46H240ZM122 48H123V47H122ZM129 48H128V49H129ZM131 48H132V47H131ZM151 48H152V49H151ZM158 48H159V47H157V49H158ZM160 48H159V52H158L157 49L155 48L156 50H154V51L157 52V54L155 53V55H157V60H158V62H164V61H161V57L164 58V56H166V55H163V54H162L163 56H161L160 53H161L164 49H162V50L160 51ZM162 48H164V44H163ZM171 48H172V47H171ZM88 49H89V50H88ZM136 49H137V48H136ZM139 49H142V48H139ZM143 49H142V50H143ZM165 49H166V48H165ZM175 49H176V48H173V50H175ZM235 49L237 50V48H235ZM241 49H242V48H241ZM253 49H254V48H253ZM86 50H87V51H86ZM125 50H126V49L124 48L123 51L125 52ZM129 50H130V49H129ZM129 50H127V51H129ZM131 50H132V49H131ZM142 50H140V51L142 52ZM167 50H169V49H166V51H167ZM247 50H249V49H247ZM82 51H83V50H82ZM127 51L125 52L126 54H127ZM164 51H165V50H164ZM166 51H165V52H166ZM171 51H172V49H171ZM234 51H235V50H234ZM239 51H240V50H239ZM242 51H243V50H242ZM254 51H257V49L254 50ZM86 52H87V53H86ZM120 52H121V51H120ZM133 52H134V51H133ZM137 52H138V49H137ZM141 52H138V53H141ZM143 52H144V50H143ZM143 52L141 53V55L144 54V53H147V52H144V53H143ZM165 52H164V53H165ZM237 52H238V51H237ZM237 52H236V53H237ZM135 53H136V52H135ZM162 53H163V52H162ZM242 53H244V52H242ZM250 53H251V52H250ZM116 54H118V52H117ZM116 54H115V56H116ZM128 54H129V52H128ZM128 54H127L126 56H128ZM251 54L253 55V53H251ZM251 54H250V55H251ZM254 54H256V53H254ZM257 54H260V53H257ZM257 54H256V56H257ZM130 55H132V54H130ZM136 55H137V53H136ZM138 55H140V54H138ZM141 55L138 56V57H141V58H142V56H144V55H142V56H141ZM262 55H263V54H262ZM115 56H114V58H115ZM117 56H118V55H117ZM124 56H125V55H124ZM124 56H123V57H124ZM126 56H125V57H126ZM134 56H135V55H134ZM134 56H131V58H134V60H133V59L130 60L129 57H128V60H130L131 62H127V63L124 62L127 58H126V59L122 58V59H124V61H123V60L121 59V57H120V59L122 60V62H119V61H120L119 59H117V60L114 59V60L118 61L117 63H120V64L117 65V66H118V69H119V67H120V65H121V67H123V69L128 68V69H126V70L131 71L132 74H133V71H132L133 69H132V68H135L136 66H138V63L140 64V62H141V63H142L141 67H143V63H144V69H145L144 71H146L145 64H146V62L149 63V61L152 63V61H151V59H150L149 57H151V58L153 59L154 53H153V52L148 53V57H146L147 60H145V62H143L144 59H145L144 57H143L144 59L142 58L143 61H141V59L139 60L137 56H136L137 58H135ZM146 56H147V55H146ZM253 56H254V55H253ZM79 57H80V56H79ZM257 57H258V56H257ZM257 57H256V58H257ZM148 58L150 59L149 61H148ZM137 59H138V60H137ZM164 59H165V58H164ZM128 60H127V61H128ZM159 60H160V61H159ZM162 60H163V59H162ZM255 60H256V59H255ZM116 61H113V62L115 63ZM155 61H156V60H155ZM259 61H261V60H259ZM262 61H264V60L262 59ZM82 63H83L84 65H82ZM151 63H150V64H151ZM154 63H155V62H154ZM156 63H157V61H156ZM258 63H259V62H258ZM76 64H77V63H76ZM157 64H158V63H157ZM255 64H256V61H255ZM259 64H260V63H259ZM148 65H149V64H148ZM148 65H147V66H148ZM251 65H252V64H251ZM261 65H262V63H261ZM81 66H80V67H81ZM139 66H140V65H139ZM253 66H256V65H253ZM76 67L78 68V66H76ZM125 67H126V68H125ZM141 67H140V68H141ZM250 67L252 68V66H250ZM258 67H259V66H258ZM111 68H112V67H111ZM116 68H117V67H116ZM116 68L114 67L115 72H116ZM138 68H139V67H138ZM140 68H139V72H141ZM147 68H148V70H147V74H146V73H145V74H146V75L149 74V76H150V74H152V73H149L148 71H150V70L152 71V70H153V69H152L153 66L150 65V66H148ZM259 68H262V67L260 66ZM118 69H117V70H118ZM123 69L120 68V71H121V70H122V71H126V70H123ZM129 69H130V70H129ZM249 69H250V68H249ZM254 69H255V68H254ZM256 69H257V71H258V68H256ZM88 70H90V69H88ZM88 70H87V71H88ZM85 71H86V70H85ZM112 71H114V70H112ZM137 71H138V70H136V75H137V73H138ZM151 71H150V72H151ZM254 71H255V70H254ZM259 71H261V70H259ZM82 72H83V71H82ZM110 72H111V70L109 71V73H110ZM131 72H130V73H131ZM248 72H249V71H248ZM120 73H121V72H119V74H120ZM142 73L144 74L143 70H142ZM142 73H141L140 75H142ZM250 73H251V71H250ZM261 73H263V70H262ZM87 74H88V73H87ZM113 74L115 75V73H113ZM113 74H111V75L113 76ZM117 74H118V73H117ZM121 74H126V73L123 72V73H121ZM132 74H131V75H132ZM247 74H248V73H247ZM255 74H256V71H255ZM255 74H254V76H255ZM136 75H134V76H136ZM138 75H139V74H138ZM146 75H145V76H146ZM248 75H249V74H248ZM250 75H251V74H250ZM250 75H249V76H250ZM252 75H253V74H252ZM261 75H262V74H261ZM112 76H109V78H111ZM145 76L143 75V77H145ZM256 76H257V75H256ZM259 76H260V75H259ZM113 77H114V76H113ZM117 77H119V75H118ZM117 77H116V78H117ZM122 77H123V76H122ZM124 77H125V75H124ZM127 77H130L129 74H127ZM143 77H142L141 79H143ZM147 77H148V76H147ZM150 77H151V76H150ZM150 77H149V78H150ZM246 77H247V76H246ZM251 77H253V76H251ZM119 78H120V80H121V75H120ZM125 78H126V77H125ZM149 78H148V79H149ZM254 78H255V77H253V79H254ZM117 79H118V78H117ZM127 79H128V78H127ZM129 79H131V78H129ZM109 80H110V79H109ZM109 80H108V81H109ZM122 80H123V79H122ZM125 80H126V79H125ZM246 80H247V79H246ZM258 80H259V79H257L256 82H258ZM114 81H115V80H114ZM137 81H138V80H137ZM259 81L261 82L262 79L260 78ZM110 82H111V81H110ZM110 82H107V83H110ZM112 82H113V80H112ZM112 82H111V83H112ZM123 82H124V81H123ZM125 82H127V80H126ZM138 82H141V81H138ZM145 82H146V77H145ZM148 82H149V81H148ZM148 82H147V83H148ZM107 83H104V84H107ZM111 83L109 84V88L111 87L110 85H112V89H114V88H113V84H114V82H113L112 84H111ZM133 83L135 84V79H134V82H133ZM142 83H143V82H142ZM102 84H103V83H102ZM104 84H103V85H104ZM128 84L131 85V82H128ZM140 84H141V83H139V85H140ZM262 84H263V83H262ZM132 85H133V84H132ZM132 85H131V87H132ZM142 85H143V84H142ZM146 85H147V84H146ZM146 85H145V86H146ZM249 85H250V84H249ZM258 85L261 86L260 84L257 83V85H254V88H256L255 86H258ZM263 85H264V84H263ZM145 86L143 85L144 88H143V87H142V88H138V89H139V90H138V91H139V96H141V91H142V89H145V90H146V87H145ZM101 87H102V86H101ZM246 87H247V86H246ZM251 87H252V85H251ZM97 88H98V87H97ZM102 88H103V87H102ZM104 88H105V89H108V88H106L105 86H104ZM244 88H245V87H244ZM244 88H243V91H242V93L244 92L243 94H245V90H246V89L244 90ZM247 88H248V87H247ZM254 88H253V89H254ZM257 88L259 89L260 87H257ZM261 88H262V87H261ZM263 88H264V87H263ZM98 89H99V88H98ZM112 89L109 90L110 92H107V90H105V92H106V96H107V102H108V105H109V106H107V107H108L107 109H112V110H113V115H111V116L109 115V117L111 118V120H110L111 123L114 122V106H111V105L113 104L112 102H114V96L117 95V94L115 93V91H113V93H112ZM118 89H119V88H118ZM118 89H114V90H117V91H118ZM131 89H133V88H131ZM248 89H249V88H248ZM102 90H103V89H102ZM134 90H135V89H134ZM134 90H133V91H134ZM241 90H242V89H241ZM241 90H240V91H241ZM250 90H251V89H250ZM250 90H249V92H251ZM255 90H257V89H255ZM259 90H260V89H259ZM262 90L264 91V89H262ZM128 91H129V89H128ZM131 91H132V90H131ZM97 92H99V91L97 90ZM134 92H135V91H134ZM235 92H236V91H235ZM252 92H253V91H252ZM114 93H115L116 95H114ZM232 93H233V92H232ZM238 93H239V92H238ZM261 93H262V91H261ZM98 94H101V93L99 92ZM129 94H130V93H129ZM129 94H128V95H129ZM230 94H231V92H230ZM239 94H241V93H239ZM247 94H249V93L246 91V95H247ZM132 95H133V93H132ZM246 95H245V97L250 96V95H248V96H246ZM263 95H264V92H263ZM111 96H112V98H111ZM134 96H135V95H134ZM232 96H233V94H232ZM236 96H237V95H236ZM238 96H239V95H238ZM238 96H237V97H238ZM129 97H131V96H129ZM136 97H137V96H136ZM136 97H135V98H136ZM229 97H230V96H229ZM237 97L234 98L233 100H236V99H237L236 101H238V99H240V98H237ZM135 98H132V99H135ZM248 98H250V97H248ZM132 99H129V100H132ZM213 99H214V98H213ZM213 99H212V100H213ZM227 99H228V98H227ZM231 99H232V98L230 97V100H231ZM250 99H251V98H250ZM261 99H262V97H261ZM230 100H229V102H230ZM132 101H133V100H132ZM227 101H228V100H226V103H227ZM137 102H139V101H137ZM191 102H192V101H191ZM191 102H190V104H191ZM195 102H196V100L193 102L194 105H193V103H192V105H193L194 107H196V106H195ZM197 102H198V101H197ZM201 102H202V101H200L199 103H201ZM229 102H228V103H229ZM233 102H234V105H233V106L236 107V109H237L238 104L235 103V101H233ZM249 102H251V101L249 100ZM249 102H248V101H245L244 98H243L242 95H241V100H239V104H241V106L238 107V108H239V111H242V112H243L242 108H245V106L248 107L247 105H248ZM202 103H203L204 106H205V103H206V102L204 103V101H203ZM207 103H208V102H207ZM207 103H206V104H207ZM214 103H216V100H215V99H214ZM214 103H213V104H214ZM228 103L225 104V105L227 106ZM231 103H232V101H231ZM251 103H252V102H251ZM260 103H262V102H260ZM263 103H264V101H263ZM208 104H209V106H210V103H208ZM208 104H207V106H206L207 108L209 107ZM211 104H212V103H211ZM235 104H236L237 106H236ZM135 105L137 106L138 104H135ZM192 105H191L190 107H192ZM198 105H199V104H197V106H198ZM230 105H231V104H230ZM136 106H135V107H136ZM138 106H139V105H138ZM202 106H203V105H202ZM204 106H203V107H204ZM216 106L218 107V105H215V107H216ZM262 106H263V104H262ZM190 107H189L190 111H191V110H192V111H196V110H195L196 108L193 107V108L191 109ZM200 107H201V105H199L198 108L200 109ZM206 107H204V108H206ZM217 107H216V108H217ZM231 107H232V106H231ZM234 107H232V108H234ZM167 108H168V107H167ZM209 108H211V107H209ZM216 108H215V110L217 111L218 108H217V109H216ZM225 108H226V107H225ZM227 108H228V106H227ZM240 108H241V110H240ZM134 109H135V111H136V110H139L138 108H134ZM211 109H212V108H211ZM211 109H210V114L212 113V112H211ZM234 109H235V108H234ZM168 110H170V108H169ZM197 110H198V109H197ZM202 110H204V109H202ZM202 110H201V111H202ZM225 110H226V109H225ZM232 110H233V109H232ZM192 111H191V112H192ZM206 111H207V110H206ZM226 111H227V110H226ZM234 111H235V110H233V113H234ZM246 111H247V110H246ZM260 111H261V109H260ZM263 111H264V110H263ZM261 112H262V111H261ZM206 113H207V112H206ZM238 113H239V112H238ZM244 113H245V112H244ZM247 113H249V111H248ZM200 114H201V113H200ZM203 114H204V111H203L202 115H203ZM207 114H208V113H207ZM207 114H206V115H207ZM234 114L236 115V113H234ZM261 114L263 115L264 112L261 113ZM206 115H205V116H206ZM235 115H233V117H236ZM208 116H209V115H208ZM240 116H241V115H240ZM242 116H243V115H242ZM127 117H129V115H127ZM203 117H204V115H203ZM206 117H207V116H206ZM206 117H204V119H205ZM262 117H263V116H262ZM207 118H209V117H207ZM242 118H243V117H242ZM200 119H202V121L204 120V119L201 118V117H200ZM209 119H210V118H209ZM237 119H241V118H238V117H237ZM243 119H244V118H243ZM96 120H97V119L91 120V123H92V122H95ZM263 120H264V119H263ZM205 121H206V120H205ZM238 121H239V120H238ZM96 122H97V121H96ZM107 122H108V121H107ZM108 123H109V122H108ZM233 123H234V122H233ZM236 123H237V122H236ZM236 123H235V124H236ZM248 123H250V121H249ZM112 124H113V123H112ZM245 124H246V121H245L244 125H245ZM249 125H250V124H249ZM209 126L211 127V125H209ZM233 126H234V125H233ZM246 126H248V125H246ZM262 126H263V125H262ZM242 127H243V126H242ZM242 127H240V128H242ZM248 127H249L250 129L252 128L251 125L248 126ZM208 128H209V127H208ZM233 128L235 129L236 127H233ZM249 128H248V129H249ZM209 129H210V128H209ZM209 129H208V130H209ZM236 129H237V128H236ZM242 129H244V128H242ZM242 129H241V130H242ZM250 129H249V130H250ZM249 130H247V132H248ZM252 130H253V129H251V131H249V132L251 133ZM262 130H264V127H262ZM262 130H261V128H260V131H262ZM234 131H235V130H234ZM242 131H243V130H242ZM242 131H239V132H242ZM232 132H233V131H232ZM232 132H230V134H231ZM237 132H238V129L236 130L235 137H237V134L239 133V132H238V133H237ZM249 132H248V133H249ZM258 132H259V131H258ZM263 132H264V131H262V133H263ZM213 133H214V132H213ZM243 133H245V130H244ZM252 133H253V132H252ZM252 133L250 134L251 137H252ZM259 133H261V132H259ZM232 134H234V132H233ZM255 134H256V133H255ZM263 134H264V133H263ZM263 134H262V135H263ZM209 135H210V134H209ZM241 135H242V134H241ZM245 135H246V134H245ZM262 135H260V136H262ZM247 136L250 138L249 135H247ZM210 137H211V135H210ZM212 137H213V136H212ZM212 137H211V138H212ZM232 138H233V140H232L233 142H236V141L238 140V139H235V140H234V137H232ZM237 138H240V137H237ZM250 139H251V138H250ZM238 141H239V140H238ZM251 141H252V140H251ZM247 142H248V141H247ZM251 143H252V142H251ZM249 144H250V143H249ZM250 146H251V144H250ZM250 146H249V147H250ZM6 147H7V146H6ZM6 147H4V149H5ZM8 147H9V146H8ZM8 147H7V148H8ZM249 147H248V148H249ZM10 150H12V148H10L8 152H10ZM2 151H3V150H2ZM247 151H248V150H247ZM250 151H251V150H250ZM10 153H11V152H10ZM250 154H251V152H250ZM250 154H249V156H250ZM81 155H82V154H77V155H75V157L72 158V159L69 161L68 168L71 167V166H74V165L78 164V161H79L80 158L82 157ZM251 156H252V155H251ZM251 156H250V157H251ZM6 157H7L8 160H9V159H11V161L14 160L11 156H9V154H8V156H6ZM6 157H5V158H6ZM41 157H42V156H41ZM239 158H240V157H239ZM239 158H238V159H239ZM38 159H40V158L38 157ZM42 159H43V158H42ZM238 159L236 158V159L233 160V162H232V167H231L229 170H227V171L219 170V172H220V180H221V184H222V187H221V189H220L221 191H219V192H218L215 196H213L211 199H207V198L201 199V198H199V197H197V196H193V197L190 199V201H189V203L191 202V208L188 209V207H185V206H183V207L186 208V209H188V210H192V211H189V213L192 212V214H193L194 216H195V215L198 216L199 213H203V211H204V213H205V215H204V217H203V219L205 218L204 221H207L206 218H210V219H211L212 217L214 218V214H217L218 204H220V205L222 204L220 200H222V199H224V198L227 197V196H226V194H227L226 192L230 193V196L232 197V195H231V192H232V191L229 192L230 190H228V189H227V191H226V190H225V188H226L225 185H226L227 181L231 180L230 176H232V174H233L232 172L234 171V167H235V169H236V167L238 166V163L240 162ZM43 160H44V159H43ZM3 161H4V160H3ZM237 161H239V162L237 163ZM263 161H264V160H263ZM1 162H2V160L0 161V164H1ZM42 162H43V161H42ZM42 162H41V163H42ZM262 164H263V163H262ZM12 166H13V168H16L14 165H12ZM12 166H11V168H10V166H8L7 169H8V170L10 169V171H11V170L13 169ZM5 169H6V168H5ZM263 169H264V167H263ZM242 170H243V169H242ZM8 172H9V171H8ZM240 172H242V171H240ZM240 172H239V173H240ZM244 172H246V171H243V173H244ZM3 173H4V172H3ZM235 173H236V172H235ZM64 174H65V176L63 177L64 180L62 181V178H61L60 183L63 182V185H67V187H65V189H63L64 191H70V190H72V188L74 187L73 178H72V176H70L71 174L68 175V174H66L65 172H64ZM64 174H63V175H64ZM63 175H62V176H63ZM104 176H105V175H104ZM108 176H109V175H107V178H105V180H104V179L102 180V179H99V178H98L99 181H100V183H101V185H102V188H101L100 192H103V193H104V191H103V187H104V185H109V184H110V185L112 186V183H111V181H110V180L112 179L111 176H110L111 179L109 178V179H110V180H109L110 183L106 184V183L108 182V181H107V180H108ZM12 177H13L12 180H14L15 177H14L13 175H12ZM244 177H245V176H244ZM0 178H1V179H4V180H6V179H8V178L11 179L9 176L7 177V171H6L4 174H1V175H0ZM229 178H230V179H229ZM232 178H233V176H232ZM106 179H107V180H106ZM240 179L242 180V178H240ZM24 181H25V180H24ZM24 181H22V186H21V187H22V190L28 185V182H26V181L24 182ZM29 181L32 182L30 179H29ZM243 181H244V180H243ZM4 182H5V181H4ZM4 182H3L2 184L5 185V183H6V186L9 185V184L11 183L10 185H11V187H12L13 192H14V190H15L16 188H17L16 190H18V189L20 188V187H19V183L17 184V182H13V181H11V182H8L9 184H8L7 182H5V183H4ZM112 182H113V181H112ZM229 182H230V181H229ZM242 183H243V182H242ZM242 183H241V184H242ZM2 184H0V185H2ZM10 185H9V189L11 188ZM29 185H30V183H29ZM29 185H28V186H29ZM110 185H109V186H110ZM228 185H229V184H228ZM228 185H227V186H228ZM6 186H5V187H6ZM111 186H110V187H111ZM3 187H4V186H3ZM6 188H7V187H6ZM6 188H3V189L5 190ZM228 188H229V187H228ZM241 188H242V187H241ZM107 189H108V188H107ZM110 189H111V188H110ZM222 189H223V190H222ZM230 189H231V188H230ZM0 190H1V187H0ZM6 190H7V189H6ZM16 190H15V191H16ZM19 191H20V190H19ZM222 191H223V192H222ZM107 192H108V191H107ZM238 192H239V191H238ZM9 193H12L11 190H10ZM20 193H21V192H20ZM20 193L18 192V194H19V198L22 197V196L20 197ZM103 193H101V194H103ZM109 193H110V192H108V195H109ZM105 194H106V193H105ZM238 194H239V193H238ZM16 195H17V194H16ZM14 196H15V194H14ZM14 196H13V197H14ZM99 196H101V195H99ZM110 196H112V195H110ZM113 196H114V195H113ZM17 197H18V196H17ZM107 197H108V196H107ZM231 197H230V199H231ZM234 197H235V199H236L237 196L234 195ZM241 197H242V195H241ZM19 198H18V199H19ZM102 198H103V197H101V198L98 197L96 200L88 201V202L86 203V209H87V211L83 212V213L81 214V216H82L81 220H78V221H80V223H83V221H84L83 224H88V225H91L90 227L95 228V229H94V232H95L94 235L96 234V229L98 228V225L102 224L106 219H107V220H110V219H111L110 216L108 217V215H107V213H106V211L108 212V208H109V206L105 205V201H104V199H102ZM110 198H111V197H110ZM227 198H229V196H228ZM227 198L225 199L226 201H227ZM18 199H17V200H18ZM105 199H106V198H105ZM1 200H2V198L0 199V201H1ZM11 200H12V198L9 199V202H13V204L15 205V204H16V197H15V200H14V198H13V201H11ZM228 200H229V199H228ZM236 200H238V199H236ZM6 201H7V200H6ZM110 201H112V198H111ZM219 201H220V202H219ZM229 201H230V200H229ZM232 201H233V199H232ZM7 202H8V201H7ZM107 202H108V201H107ZM237 202H238V201H237ZM2 203L4 204V202H2ZM110 203H111V202H110ZM189 203H188V204H189ZM230 203H231V202H229V204H230ZM5 204H7V203H5ZM223 204H224V203H223ZM223 204H222L221 206H223ZM229 204H228V205H229ZM240 204H241V202H240ZM108 205H109V204H108ZM178 205L180 206V204H178ZM178 205H177V206H178ZM181 205H182V204H181ZM231 205H233V204L231 203V204H230V207L226 206V209L228 208L227 210H229V209L231 208ZM237 205H238V204H236L235 207H237ZM0 206H1V204H0ZM4 206H5V205H4ZM104 206H106V207H108V208H106V207H104ZM112 206H114V205L111 204V205H110V208H111ZM177 206L175 205V206H172V207H170V208H167V209H166V210H167L166 212H168V213H170V214H167L168 216H164L165 214L163 215V216L165 217L166 221H168V222L170 223V225H171L172 223H173V225H176V224H177V222H176V221H177V220H176L177 216H176V215H178V214L175 213V212L177 211V209H178ZM224 206H225V205H224ZM224 206H223V207H224ZM15 207H16V208H13V210H14V212H16V214H17V206L15 205ZM180 207H182V206H180ZM235 207H234V205H233L232 208L234 209ZM238 207H239V206H238ZM110 208H109V209H110ZM184 208H183V209H184ZM232 208H231V210H233ZM112 209H113V207H112ZM112 209H111V210H112ZM180 209H181V208H179V211H177L178 213H181L182 210L180 211ZM226 209H224L223 211H225ZM237 209H238V208H237ZM239 209H240V208H239ZM263 209H264V207H263ZM263 209H261L260 212H261ZM13 210H11V212H13ZM15 210H16V211H15ZM111 210H110V211H111ZM234 210H235V209H234ZM0 211H2V210H0ZM159 211H160V210H159ZM163 211H164V210H163ZM163 211H162V213H164ZM183 211H184V213L186 212L185 210H183ZM201 211H202V212H201ZM207 211H208V213H207ZM219 211H220V213H221L222 210H219ZM223 211H222V213H223ZM229 211H230V210H229ZM3 212H4V210H3ZM11 212H10V213H11ZM50 212H51V211H50ZM131 212H132V210H131ZM133 212H134V211H133ZM195 212H196V214H195ZM230 212H231V211H230ZM230 212H228V215H229ZM232 212H234V211H232ZM232 212H231V213H232ZM262 212H264V211H262ZM6 213L8 214L9 212H6ZM112 213H113V212H112ZM182 213H183V212H182ZM182 213H181V215H183ZM206 213H207V214H206ZM225 213H226V212H225ZM238 213H239V212H238ZM13 214H14V213H13ZM16 214H15V215H16ZM45 214H47V213H45ZM48 214H50V213H48ZM65 214H67V213H58V214L56 215L55 220H53V221H52L53 223H51V224H52V226H53L54 229H56V230L59 231V233L62 232L64 235L67 233V234L65 235V237L67 236V237L70 238V236H69L70 233H71V235H72L75 231H73L72 229H69V228L66 229V228L62 227V225L64 224L65 219L67 218V215H65ZM68 214L73 215V219H74V216L76 215V210H73L72 212H69ZM133 214H134V213H133ZM185 214H187V213H185ZM257 214H258V212H257ZM259 214H262V213H259ZM1 215H2V214L0 213V216H1ZM52 215H54V214H52ZM71 215H68V216H71ZM109 215H111L112 218H113V215H114V214H111V213H110ZM181 215H180V219H181ZM225 215H226V214H225ZM225 215H223V216H225ZM231 215H233V214H231ZM234 215H235V214H234ZM234 215H233V216H234ZM11 216H12V214H11ZM133 216L135 217L136 215H133ZM186 216H187V215H186ZM186 216H185V217H186ZM196 216H195V217H196ZM202 216H203V215H202ZM202 216H201V218H202ZM215 216H218V215H215ZM221 216H222V214H221ZM229 216H230V215H229ZM233 216H232V217H233ZM235 216H236V215H235ZM44 217H45V216H44ZM53 217H54V216H53ZM71 217H72V216H71ZM106 217H107V218H106ZM156 217H157V216H156ZM183 217H184V216H183ZM219 217H220V216H219ZM227 217H228V216H227ZM230 217H231V216H230ZM230 217H229V219L224 217V218H225L224 220H223V217H222V220H223V221L226 220V222H227V219H228L229 221H231V220H230ZM255 217H256V215H255ZM255 217H254V220H255ZM5 218H6V217H5ZM5 218H4V219H5ZM45 218H46V217H45ZM45 218H44V219H45ZM108 218H109V219H108ZM137 218H138V217H137ZM158 218H160L159 215H158ZM196 218H197V217H196ZM196 218L193 217L194 220H198V218H200V215H199V217H198L197 219H196ZM256 218H257V217H256ZM31 219H32V218H31ZM44 219H43V221L45 222ZM50 219H51V217H50ZM52 219H53V218H52ZM52 219H51V220H52ZM82 219H83V221H82ZM129 219H130V221L132 222L131 218H129ZM165 219L163 218V221H165ZM177 219H178V218H177ZM183 219H184V218H183ZM210 219H208V220H210ZM218 219H219V218H218ZM233 219H234V217H233ZM263 219H264V218H263ZM0 220H3L2 217H1ZM24 220H26V219H24ZM34 220H35V219H33V221H34ZM161 220H162V219H161ZM184 220H185V219H184ZM222 220H221V221H222ZM78 221H77L76 223L79 224ZM186 221L188 222V220H185V221H182V219L180 220V222H182V223H183V222L187 223ZM202 221H203V220H202ZM211 221H212V219H211ZM216 221H217V220H214V222H216ZM221 221H219V222H221ZM255 221H256V220H255ZM257 221H258V220H257ZM25 222H26V221H25ZM31 222H32V221H31ZM44 222H42V224H43ZM73 222H74V221H73ZM73 222H72V223H73ZM85 222H86V223H85ZM106 222H108V221H106ZM110 222H113L112 219H111ZM133 222H134V221H133ZM226 222H225V223H226ZM231 222H232V221H231ZM76 223L74 222V224H76ZM113 223H114V222H113ZM134 223H135V222H134ZM136 223H137V222H136ZM136 223H135V224H136ZM185 223H184V224H185ZM189 223H190V221H189ZM192 223H193V222H192ZM192 223H190V224H192ZM194 223H195V222H194ZM194 223H193V224H194ZM197 223H198V221H197ZM211 223H212V222H211ZM225 223H224V224H225ZM227 223H228V222H227ZM49 224H50V223H49ZM108 224H109V223H108ZM135 224H134V226L137 227ZM187 224H188V223H187ZM190 224H189V225H190ZM221 224H222V223H221ZM0 225H1V223H0ZM3 225H4V223H3ZM5 225H6V224H5ZM22 225H23L22 227L25 226L24 223H23ZM80 225H81V224H80ZM199 225H200V224H199ZM199 225H197V226H199ZM209 225H210V224H209ZM211 225H212V224H211ZM217 225H219V224H217ZM225 225H228V224H225ZM254 225H255V222H254L253 226H254ZM260 225H261V224H260ZM47 226H48V225H47ZM52 226H51V227H52ZM100 226H101V225H100ZM197 226H196V227H197ZM204 226H206V225H204ZM220 226H221V225H220ZM262 226H263V225H262ZM0 227H1V226H0ZM75 227H76V226H75ZM84 227H85V225H84ZM105 227H106V226H105ZM138 227H139V226H138ZM184 227H185V226H184ZM208 227H209V226H208ZM210 227H211V226H210ZM212 227H213V226H212ZM251 227H252V226H251ZM259 227H260V226H259ZM1 228H2V227H1ZM19 228H21V227H19ZM24 228H25V227H24ZM70 228H71V227H70ZM72 228H73V225H72ZM106 228H110V225H109L108 227H106ZM198 228H199V227H198ZM206 228H207V227H206ZM260 228H261V227H260ZM45 229L48 230V227H47V228L45 227ZM73 229H74V228H73ZM78 229H79V228H78ZM100 229H102V228L100 227ZM253 229H255V228H253ZM256 229H257V228H256ZM258 229H259V228H258ZM258 229L256 230V231H258V232H257V235H258L259 232L262 233L261 230H260V229L258 230ZM21 230H22V229H21ZM49 230H50V229H49ZM71 230H72L73 232H71ZM76 230H77V229H76ZM202 230H203V228H202ZM206 230H207V229H206ZM250 230H251V229H250ZM263 230H264V229H263ZM22 231H23V230H22ZM22 231H21V232H22ZM54 231H55V230H54ZM91 231H92V230H91ZM97 231H99V230L97 229ZM208 231H209V230H208ZM210 231H212V230H210ZM210 231H209V232H210ZM17 232H18V231H17ZM17 232H16V233H17ZM48 232H50V231H48ZM48 232H46V233H48ZM56 232H57V231H56ZM223 232H224V231H223ZM22 233H23V232H22ZM22 233H21V234H22ZM50 233H51V232H50ZM50 233H49V235H50ZM52 233H53V232H52ZM62 233H61V234H62ZM68 233H69V235H68ZM76 233H77V232H76ZM63 234H62V236H63ZM82 234H83V231H82L81 234H80V232H79V235H80V236H81ZM219 234H220V233H219ZM249 234H250V236H251V233H249ZM255 234H256V233H255ZM11 235L14 236L15 234H11ZM22 235H23V234H22ZM97 235H98V234H97ZM97 235H96V236H97ZM224 235H225V234H224ZM257 235H255V236H257ZM261 235H262V234H261ZM0 236H1V235H0ZM7 236H8V235H7ZM15 236H16V235H15ZM17 236H18V235H17ZM19 236H21V235L19 234ZM51 236H56V237L58 236V237H59L60 235H59V234H58V235H57V234H54V235H51ZM76 236H77V235H76ZM83 236H84V234H83ZM86 236H88V235H86ZM219 236H223V233H221ZM225 236H226V235H225ZM253 236H254V235H253ZM253 236H251L252 239H253ZM259 236H260V234L258 235V237H259ZM56 237H54V238L56 239ZM65 237H64V238H65ZM54 238H52V239L54 240V242H52V246H53V243H54V245H55V239H54ZM74 238H75V237L72 236V240H73ZM50 239H51V238H50ZM52 239H51V241H53ZM57 239H58V238H57ZM59 239H60V238H59ZM78 239H79V238H78ZM78 239H76V242H77ZM252 239H251V240H252ZM60 240H63V237H61ZM67 240H69V239H66L65 241H67ZM72 240L69 241V242L67 241V243L72 242ZM79 240H80V239H79ZM223 240H225V239H223ZM226 240H227V239H226ZM226 240H225V241H226ZM255 240H256V239H255ZM49 241H50V240H49ZM51 241H50V242H51ZM57 241H58V240H57ZM257 241H258V240H257ZM4 242H5V241H4ZM59 242H63V241H59ZM76 242H75V240L73 241V243H75L74 245H76ZM210 242H211V240H210ZM220 242H221V241H220ZM65 243H66V242H65ZM67 243H66V245H67ZM77 243H79V242H77ZM211 243H212V242H211ZM253 243H254V245L256 244L255 241H254ZM258 243H259V242H257V244H258ZM3 244H6V243H3ZM219 244H220V243H219ZM0 245H1V243H0ZM48 245L50 246L51 243H48ZM59 245H60V243H59ZM66 245L64 244L65 247H66ZM68 245L70 246V245H73V244L70 243V244H68ZM64 246H63V247H64ZM69 246H68V247H69ZM84 246L87 247L88 245H84ZM212 246H213V245H212ZM216 246H218V245L216 244ZM219 246H220V245H219ZM260 246H261V245H260ZM263 246H264V245H263ZM50 247H51V246H50ZM55 247H56V246H55ZM55 247L53 246L51 250H54L53 248H55ZM61 247H62V246H61ZM63 247H62V248H63ZM65 247H64V248H65ZM71 247H72V249H73L74 246H70V249H69V250H71ZM77 247H79V246H77ZM90 247H92V246H90ZM154 247H155V246H154ZM240 247H241V246H240ZM240 247H239V248H240ZM254 247H255V246H254ZM261 247H262V246H261ZM261 247H259V249H260ZM56 248H57V247H56ZM79 248H82V247L80 246ZM213 248H215V244H214ZM47 249H48V246H47ZM65 249H67V248H65ZM89 249H90V248H89ZM216 249H218V248H216ZM255 249H257V248H255ZM55 250H56V249H55ZM69 250H67V251L65 250V252L68 253ZM74 250H75V249H74ZM77 250H78V249H77ZM218 250H219V249H218ZM222 250H223V248H222ZM84 251H87V250L84 249ZM153 251H154V250H152V252H153ZM219 251H220V250H219ZM223 251H224V250H223ZM226 251H227V250H226ZM260 251H261V250H260ZM52 252H53V251H52ZM74 252H77V251L75 250ZM80 252H83V248L80 249ZM89 252H91V251L88 250V253H89ZM220 252H221V251H220ZM257 252H258V251H257ZM85 253H87V252H85ZM96 253H99V252H96ZM102 253H104V252H102ZM258 253H259V252H258ZM74 254H76V253H74ZM77 254H80V255H78V257H80L82 254L85 255L84 253H79V252H78ZM90 254H91V256H92V253H90ZM155 254H156V253H155ZM225 254H227V253H225ZM95 255H96V254H95ZM95 255H94V256H95ZM104 255H105V254H104ZM104 255H103V256H104ZM153 255H154V254H153ZM221 255H222V253H221ZM101 256H102V254L99 253V254L96 256L97 259H96L95 257H92V258H95V260H96L97 263H96L95 261H93V262H95L96 264H101ZM84 257H85V256H84ZM104 257H105V256H104ZM154 257H155V256H153V258H154ZM51 258H54V257H51ZM102 258H103V257H102ZM139 258H140V257H139ZM145 258H146V256H145ZM223 258H224V256H222V260H224ZM252 258H253V257H252ZM90 259H91V258H90ZM103 259H104V258H103ZM135 259H136V256H135ZM135 259H134L133 261H135V262L137 263L138 261L140 262V261L143 259V257H142L140 260H139L138 258H137V260H135ZM220 259H221V256H220ZM87 260H89V259H87ZM131 260H132V259H131ZM144 260H145V259H144ZM173 260H174V259H173ZM90 261H91V260H89V263H91ZM133 261H131V263H130V262H129V263L132 264ZM153 261H155V259H154ZM220 261H221V260H220ZM244 261H245V260H244ZM104 262H106V260H104ZM110 262H111V261H110ZM135 262H133V264H134ZM142 262H143V261H142ZM147 262L149 263V261H147ZM147 262H146L145 264H147ZM155 262H156V261H155ZM242 262H243V261H242ZM246 262H247V261H246ZM249 262H251V260H250ZM106 263H107V262H106ZM106 263H105V264H106ZM140 263H141V262H140ZM219 263H220V262H219ZM219 263H218V264H219ZM91 264H94V263H91ZM111 264H112V263H111ZM137 264H138V263H137ZM141 264H143V263H141ZM149 264H150V263H149ZM156 264H157V263H156ZM221 264H222V263H221ZM223 264H226V262L223 261ZM227 264H228V263H227ZM241 264H243V263H241ZM244 264H245V262H244ZM248 264H249V263H248ZM251 264H253V263L251 262Z\"/></svg>", "mask_w": 264, "mask_h": 264}]
</instances>
